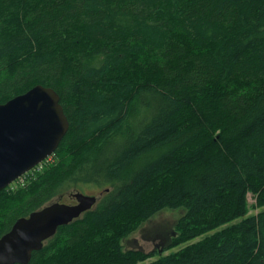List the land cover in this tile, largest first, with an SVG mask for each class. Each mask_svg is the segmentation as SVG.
Here are the masks:
<instances>
[{
  "label": "trees",
  "instance_id": "trees-1",
  "mask_svg": "<svg viewBox=\"0 0 264 264\" xmlns=\"http://www.w3.org/2000/svg\"><path fill=\"white\" fill-rule=\"evenodd\" d=\"M38 85L69 126L0 192V238L70 190L101 194L28 264H264V0H0V105ZM178 209L166 250L182 249L124 248Z\"/></svg>",
  "mask_w": 264,
  "mask_h": 264
},
{
  "label": "water",
  "instance_id": "water-1",
  "mask_svg": "<svg viewBox=\"0 0 264 264\" xmlns=\"http://www.w3.org/2000/svg\"><path fill=\"white\" fill-rule=\"evenodd\" d=\"M50 88L35 86L0 105V192L50 155L68 130V121ZM74 205L54 202L18 219L0 238V264H28L59 227L90 211L97 197L70 194Z\"/></svg>",
  "mask_w": 264,
  "mask_h": 264
},
{
  "label": "rangeland",
  "instance_id": "rangeland-1",
  "mask_svg": "<svg viewBox=\"0 0 264 264\" xmlns=\"http://www.w3.org/2000/svg\"><path fill=\"white\" fill-rule=\"evenodd\" d=\"M51 163L53 160L50 161ZM76 191L70 190L66 192L62 197H57L53 200L54 202H61L63 204L71 205L75 201L70 198V194ZM80 193L87 196H95L97 199L100 198L101 190L94 187L84 188ZM247 202L250 207L249 215H256L259 210L251 208L255 205V199L252 195L247 196ZM184 211L178 210H164L157 213L149 221L144 223L139 229L134 232L128 239L123 242L125 249H135L140 250L144 253H150L156 251L158 254L163 255L169 254L171 252H176L182 249L184 246L172 250H166L169 240L172 237V232L176 222L183 216ZM202 239V238H201ZM151 260H148V263Z\"/></svg>",
  "mask_w": 264,
  "mask_h": 264
},
{
  "label": "built area",
  "instance_id": "built-area-1",
  "mask_svg": "<svg viewBox=\"0 0 264 264\" xmlns=\"http://www.w3.org/2000/svg\"><path fill=\"white\" fill-rule=\"evenodd\" d=\"M48 161H50V160H48ZM39 167H40V166H39ZM39 167L35 168V169L33 170V172H34V171L37 172V171L39 170ZM33 172H31L30 174H32ZM27 175H28V174H27ZM27 175L21 177V178L19 179V181H18V184H20V185L23 184V182H24V180H25V177H26Z\"/></svg>",
  "mask_w": 264,
  "mask_h": 264
},
{
  "label": "flooded vegetation",
  "instance_id": "flooded-vegetation-1",
  "mask_svg": "<svg viewBox=\"0 0 264 264\" xmlns=\"http://www.w3.org/2000/svg\"><path fill=\"white\" fill-rule=\"evenodd\" d=\"M75 203H73L72 205H74Z\"/></svg>",
  "mask_w": 264,
  "mask_h": 264
}]
</instances>
